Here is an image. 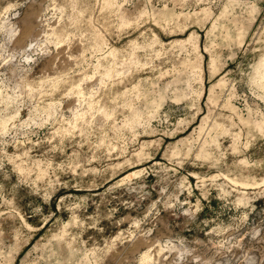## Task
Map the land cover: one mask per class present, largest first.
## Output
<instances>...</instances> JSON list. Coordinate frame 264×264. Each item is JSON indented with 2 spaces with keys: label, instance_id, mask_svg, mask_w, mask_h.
<instances>
[{
  "label": "rangeland",
  "instance_id": "1",
  "mask_svg": "<svg viewBox=\"0 0 264 264\" xmlns=\"http://www.w3.org/2000/svg\"><path fill=\"white\" fill-rule=\"evenodd\" d=\"M264 13L247 0H0V264H264Z\"/></svg>",
  "mask_w": 264,
  "mask_h": 264
},
{
  "label": "bare ground",
  "instance_id": "2",
  "mask_svg": "<svg viewBox=\"0 0 264 264\" xmlns=\"http://www.w3.org/2000/svg\"><path fill=\"white\" fill-rule=\"evenodd\" d=\"M264 70V59L261 61L259 67L257 68L258 74H262Z\"/></svg>",
  "mask_w": 264,
  "mask_h": 264
},
{
  "label": "built area",
  "instance_id": "3",
  "mask_svg": "<svg viewBox=\"0 0 264 264\" xmlns=\"http://www.w3.org/2000/svg\"><path fill=\"white\" fill-rule=\"evenodd\" d=\"M251 1H258V3H260L263 6V13H264V0H251Z\"/></svg>",
  "mask_w": 264,
  "mask_h": 264
}]
</instances>
